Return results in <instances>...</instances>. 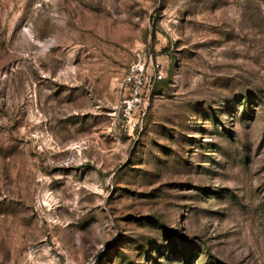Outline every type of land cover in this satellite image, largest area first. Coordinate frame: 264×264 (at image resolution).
<instances>
[{
    "label": "rangeland",
    "instance_id": "obj_1",
    "mask_svg": "<svg viewBox=\"0 0 264 264\" xmlns=\"http://www.w3.org/2000/svg\"><path fill=\"white\" fill-rule=\"evenodd\" d=\"M0 264H264V0H0Z\"/></svg>",
    "mask_w": 264,
    "mask_h": 264
},
{
    "label": "built area",
    "instance_id": "obj_2",
    "mask_svg": "<svg viewBox=\"0 0 264 264\" xmlns=\"http://www.w3.org/2000/svg\"><path fill=\"white\" fill-rule=\"evenodd\" d=\"M159 65L144 58L130 62L121 76L116 77L121 91V109L125 117L139 112L150 97L156 82L162 78Z\"/></svg>",
    "mask_w": 264,
    "mask_h": 264
}]
</instances>
